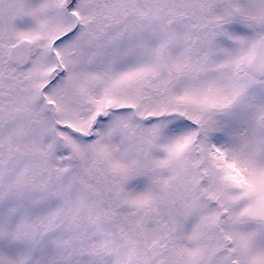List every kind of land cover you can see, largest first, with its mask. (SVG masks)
<instances>
[{"label":"rangeland","instance_id":"374dc122","mask_svg":"<svg viewBox=\"0 0 264 264\" xmlns=\"http://www.w3.org/2000/svg\"><path fill=\"white\" fill-rule=\"evenodd\" d=\"M218 1L0 0V60L34 44L0 82V264H264V76L206 36ZM227 8L264 36V0Z\"/></svg>","mask_w":264,"mask_h":264},{"label":"flooded vegetation","instance_id":"af4514ba","mask_svg":"<svg viewBox=\"0 0 264 264\" xmlns=\"http://www.w3.org/2000/svg\"><path fill=\"white\" fill-rule=\"evenodd\" d=\"M227 2L228 0L218 1L217 8L220 7L223 10L222 11L223 14L216 13V9L215 10L212 9L211 12L207 14L208 17H206V20L210 21L212 24H217L216 25L217 29L213 32L205 33V34H207L206 35L207 37L211 35L212 38L230 42L232 37L229 35V32H232L233 33L232 36L234 38L233 40L237 41L238 43V45L236 46L237 50L242 51V55H244L243 63L248 67L249 70H251V72L254 75H256V77L260 78L261 76H264V36H263V31L258 23L259 21L255 19L257 24H254V23L248 22L246 19H242V15H239V16L236 14L231 15L230 12H227L229 11L227 8ZM75 12H73V16H74L73 20L76 23H78L79 20L77 19V15ZM194 20L197 23L200 21L198 18ZM71 21H72V18H71ZM74 21L72 25L70 24L71 28L76 27L77 25ZM2 22H4L3 19H2ZM70 25L69 23H67L65 24V27L70 26ZM232 28H237V29H232ZM70 33L73 34L72 30L66 32L65 35H68ZM3 36H4L3 40H5V32L3 33ZM21 38L22 37H20L19 39ZM18 40L14 38L10 40L9 42L7 41L2 42L6 50L3 53L2 59L0 60V82L2 80V76H3L4 70L6 69L7 64H10L11 66L14 65L15 68H21V67H24L25 64L30 63L32 59L33 52L30 55V51L32 50L33 46L28 48L27 60L20 65H17L16 63L12 62L8 58L7 50L9 51V47ZM32 45L34 44L32 43ZM39 87H41L39 92L42 95L40 100L46 101L49 104V110L53 112L50 106V104L53 105V103L52 101L48 100L47 95L45 94V90H44L45 86L41 85ZM3 107L4 106L1 105L0 110Z\"/></svg>","mask_w":264,"mask_h":264},{"label":"water","instance_id":"95a60500","mask_svg":"<svg viewBox=\"0 0 264 264\" xmlns=\"http://www.w3.org/2000/svg\"><path fill=\"white\" fill-rule=\"evenodd\" d=\"M30 44L31 43L26 39H20L16 41L13 45L9 47V51L7 54L8 58L17 65L22 64L27 60V51Z\"/></svg>","mask_w":264,"mask_h":264}]
</instances>
